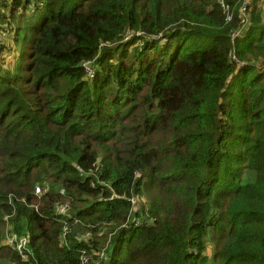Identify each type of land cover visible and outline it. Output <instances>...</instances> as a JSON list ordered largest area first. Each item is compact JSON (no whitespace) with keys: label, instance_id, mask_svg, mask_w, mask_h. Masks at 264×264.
<instances>
[{"label":"trees","instance_id":"trees-1","mask_svg":"<svg viewBox=\"0 0 264 264\" xmlns=\"http://www.w3.org/2000/svg\"><path fill=\"white\" fill-rule=\"evenodd\" d=\"M223 1L0 0V264H264V10Z\"/></svg>","mask_w":264,"mask_h":264},{"label":"built area","instance_id":"built-area-1","mask_svg":"<svg viewBox=\"0 0 264 264\" xmlns=\"http://www.w3.org/2000/svg\"><path fill=\"white\" fill-rule=\"evenodd\" d=\"M220 3L222 5L223 8H225L226 10L228 9V7L225 5L223 0H220ZM254 3L255 0H244L242 6L240 7V13H239V18H240V26L237 29V31L233 34L234 38L240 37L241 35L244 34V31L247 30V28L250 26L251 22H250V15H249V11L250 9L254 8ZM232 18V15L230 14L228 16V20H230ZM138 34H142V32H138ZM1 36V35H0ZM232 59L236 62V64L238 65L239 68H242L244 66H247L249 63L248 61H244L238 58V55L236 53H233L231 55ZM255 66L258 69H263L264 70V63H259V64H255ZM91 66L86 68V70H90ZM36 193L40 194L41 193V187H37L36 188ZM117 198L116 195H113L112 199ZM135 198H132V203L134 205H136L134 203ZM138 202V200H137ZM67 206L66 205H62L59 208V211L61 213V210H66ZM137 211V210H134ZM131 218H133L131 220ZM129 220L127 219V222L123 225V227H127V228H132L133 226H139L141 225L140 220L135 219L134 216L131 217ZM10 236H13V240L11 243H8L7 240ZM29 236H17V235H8L6 238V243L9 244L10 246H13L19 253L20 255H22L23 258H27L29 249L27 248L29 245ZM98 256H100V258H103L105 256V248L102 249L100 252H98ZM82 264H99L98 261H95V263H91L90 262V257L87 256L86 254H83L82 256Z\"/></svg>","mask_w":264,"mask_h":264},{"label":"rangeland","instance_id":"rangeland-1","mask_svg":"<svg viewBox=\"0 0 264 264\" xmlns=\"http://www.w3.org/2000/svg\"><path fill=\"white\" fill-rule=\"evenodd\" d=\"M258 3H259V6H258V8L260 9V8H262L263 10H264V2H263V0H260V1H258ZM258 35V32H256V34H255V36H257ZM127 36H131L130 34H128ZM132 37V36H131ZM126 39H124V41H125ZM139 42H140V40H139ZM124 45H127V43L126 42H124L123 43ZM19 48H18V50H17V54L16 55H13V52L12 53H9V57L7 58V60L5 61V63H6V65H8V64H11V63H13V61L15 62V60L18 58V56H19ZM92 70H93V68L91 69V72H92ZM98 70H100V69H98ZM109 71H111V66H109ZM92 74H94V73H92ZM147 197L146 196H144L141 200H140V202L141 203H139V202H137V200H138V198H135L133 201H134V203L135 204H137V207H141V204H146L147 205ZM67 210H61V213H65ZM144 218V217H143ZM86 238H88V236L86 237ZM12 240H13V236H10L9 238H8V240H7V242L8 243H11L12 242ZM111 237H109L106 241H105V249H109V246H110V243H111ZM28 249H29V245H28V247H27ZM212 252H213V247H212V245L210 246V247H208V249H207V254L208 255H210V254H212Z\"/></svg>","mask_w":264,"mask_h":264},{"label":"clouds","instance_id":"clouds-1","mask_svg":"<svg viewBox=\"0 0 264 264\" xmlns=\"http://www.w3.org/2000/svg\"><path fill=\"white\" fill-rule=\"evenodd\" d=\"M255 1H260V0H255ZM244 2V1H243ZM257 7L259 6V3L257 2V3H254ZM250 26H251V24H250ZM249 26V27H250ZM249 27L247 28V30H245L244 31V34L246 33V31H248L249 30ZM244 34L243 35H241L240 37H237V38H241V37H243L244 36ZM128 35V34H127ZM125 36L121 41H120V43H124V42H130V41H135L134 42V45L136 46V45H138V44H140L141 43V41L139 42V39H138V36H135L134 34H130L131 36ZM140 35V34H139ZM157 39H158V37H156ZM234 38V37H233ZM124 39H126L125 41H124ZM133 45V44H132ZM130 43H128V45H126V46H128V47H131L132 46ZM234 53H236V52H234ZM239 58V57H238ZM240 59V58H239ZM95 60V59H94ZM244 61H248V60H244ZM236 63V62H235ZM248 63L249 64H252V65H255V64H261V63H264V61H258V62H252V61H248ZM238 66V65H237ZM93 68V70H92V72H91V69ZM239 68V67H238ZM91 69L90 70H87V72H88V74H89V76H90V78H92V77H95V75H96V72H99L101 75H107L108 74V71L107 70H102V65L101 64H98V65H95V64H91ZM98 69H100V70H98ZM260 70V69H259ZM262 73H264V70L263 69H261L260 70ZM92 73H94V74H92ZM139 199H140V197H138V201H139ZM113 200H115V199H113ZM140 226V225H139ZM123 227V226H122ZM135 226H133L132 228H134ZM136 227H138V226H136ZM125 228H127V227H125ZM132 228H128V229H132Z\"/></svg>","mask_w":264,"mask_h":264}]
</instances>
